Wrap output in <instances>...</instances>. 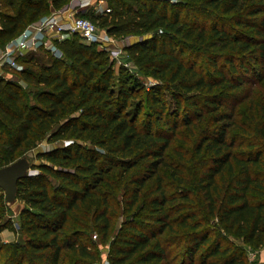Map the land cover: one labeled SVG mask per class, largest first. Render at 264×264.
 <instances>
[{"label":"trees","instance_id":"1","mask_svg":"<svg viewBox=\"0 0 264 264\" xmlns=\"http://www.w3.org/2000/svg\"><path fill=\"white\" fill-rule=\"evenodd\" d=\"M71 1L0 0V47ZM106 1L101 14L80 15L116 37L162 28L160 37L124 50L168 85L148 91L121 67L115 84L105 53L77 33L55 41L60 56L40 47L17 58L16 75L0 77V167L43 141H76L32 154L37 172L18 182L16 195L26 237L0 239V264H96L100 257L85 240L93 231L100 242L111 238L110 264H247L243 249L224 241L233 236L251 249L264 245V83L254 92L258 138L248 136L247 150L232 151L218 122L232 109L252 44L264 65V0ZM200 56L205 67L196 65ZM206 114L213 123L196 145L201 168L194 187L169 192L158 174L169 134ZM172 173L180 183L176 168ZM116 202L125 217L117 233ZM8 209L0 189V218ZM4 229L13 223L0 221Z\"/></svg>","mask_w":264,"mask_h":264},{"label":"rangeland","instance_id":"2","mask_svg":"<svg viewBox=\"0 0 264 264\" xmlns=\"http://www.w3.org/2000/svg\"><path fill=\"white\" fill-rule=\"evenodd\" d=\"M167 1L169 4L176 3L178 0H164ZM70 4V3H69ZM67 4V8L69 7ZM107 6L106 0H96L93 1L92 6L88 7L84 12L88 15L93 14H101L103 9ZM80 12H78L79 14ZM77 14V13H76ZM200 20L206 21L205 17H200ZM228 26V24L226 25ZM97 27L98 34L102 37L108 34L106 30L101 27ZM164 33L162 28H156V30L145 33L141 36H112L115 40L113 43L104 44L103 42L95 43V48L97 50H101L105 53L106 57L108 58V63L111 65L114 75H115V84L116 80L120 77L119 69L120 67L123 68V76L125 74L132 75L136 77L144 86L146 90H151L150 88L154 85H162L167 86V82L164 80H160L157 77H154L147 69H141L139 65H134L133 62L129 59L127 53L124 50V47L129 44H133L135 42H139L141 40H146L152 35H160ZM252 38H254V34L250 31H246ZM73 34L76 33H67L62 35L61 38L64 37H72ZM76 36L79 37L77 34ZM248 51H252L251 54H254V57L249 59V54H245L244 58L241 60L243 64L247 65V70L245 72L239 71L240 75L244 78L243 82L239 85L238 89L232 94L233 98L232 101V109H225L224 113H226L227 118L225 120H221L218 123H222L226 128V139L231 143L232 151H245L246 143L249 135H253L254 139L258 138L256 133V124L254 121V117L257 115V107L255 106V101L259 98L254 95V92L258 90V85H262L264 83V77L261 78L262 73L264 72V65H260L256 59H258L259 50L255 45H251ZM224 53V52H223ZM187 60V59H186ZM220 66L223 67V71L227 76L232 75L230 71H228L227 66L224 65L222 59L218 60ZM123 63H128V66H124ZM239 60L235 59L234 64L237 66ZM21 66V64L19 63ZM196 65H202L205 67L206 61L203 56H200L196 60ZM2 73L6 76H13L16 75L14 70L3 68ZM218 91L214 92L217 93ZM228 95H230V90H226ZM244 95H247L248 99L242 98ZM252 98L253 101L250 99ZM230 100V99H228ZM29 101L32 102V98L29 96ZM230 101H228L229 103ZM252 103V104H251ZM249 106L251 108H249ZM229 110V111H228ZM221 111V110H218ZM252 117V119L250 118ZM206 120V121H205ZM180 123V120L177 122ZM211 123H213V117L211 114H206V117L203 122H198L196 119L191 122V125L184 126L179 125L173 134H169V147L166 148L163 152V164L158 168V174L161 175L165 184L169 187V192L172 191H182V190H192L194 184L197 179V175L201 168L200 161L201 158L196 156V145L199 142L201 136L210 131L212 128ZM74 138L66 137L64 139L54 141L51 143H46L43 141L40 143L35 149L31 152L32 154L39 151H44L51 149L56 146L66 145L71 143ZM34 163H39L40 161L33 158ZM173 168H176L177 173H175V177H178L180 183L177 184L175 178L172 173ZM31 173H36V170L31 169ZM133 173L131 172L130 175ZM127 177V178H128ZM126 178V179H127ZM154 181H150L145 188L143 189V198L144 194H146L147 189L153 185ZM54 183L53 181L51 182ZM222 184V188H223ZM195 192V191H194ZM119 206V210L113 212L111 215V220L113 224V229L115 232L121 229L122 221L124 220V216L122 214L123 208L120 202L115 203ZM23 203L17 199L16 202L9 207L8 210L4 211L0 221L4 222L6 220H10L13 223V230L12 229H4L0 232V239L2 242L6 243V235H9L11 232L14 238L21 243L25 240V233L20 230V211L23 207ZM122 210V211H121ZM211 230H215V226L210 221L207 224ZM93 235H96L95 232H91L85 238L86 242L89 243L88 245L90 248L99 255L100 260L103 257H108L109 253V246L111 238L108 239L106 242L99 241V235L96 238H93ZM15 241V240H13ZM10 241V242H13ZM229 245H237L243 249V253L247 264H264V245L261 246L259 249H251L248 245H246L241 238L227 236L225 241Z\"/></svg>","mask_w":264,"mask_h":264},{"label":"built area","instance_id":"3","mask_svg":"<svg viewBox=\"0 0 264 264\" xmlns=\"http://www.w3.org/2000/svg\"><path fill=\"white\" fill-rule=\"evenodd\" d=\"M74 8L57 10L28 24L17 36L0 47V77H5L3 68L20 70L17 58L29 51L43 48L53 55L60 56L55 41L60 40L67 33L79 34L85 43L110 44L114 38L110 35L101 36L97 27L89 18L81 16L96 0H77ZM102 1V0H100ZM104 11V9H103ZM78 12H80L78 14ZM77 13V14H76ZM128 66V63H123ZM96 238V235H93ZM96 264H110L108 257H103Z\"/></svg>","mask_w":264,"mask_h":264},{"label":"water","instance_id":"4","mask_svg":"<svg viewBox=\"0 0 264 264\" xmlns=\"http://www.w3.org/2000/svg\"><path fill=\"white\" fill-rule=\"evenodd\" d=\"M77 2V0H72L69 7L74 8ZM64 9H67V6L62 10ZM31 157L32 154H28L0 167V189L4 193L5 204L9 207L16 202L18 182L32 174L30 172Z\"/></svg>","mask_w":264,"mask_h":264},{"label":"crops","instance_id":"5","mask_svg":"<svg viewBox=\"0 0 264 264\" xmlns=\"http://www.w3.org/2000/svg\"><path fill=\"white\" fill-rule=\"evenodd\" d=\"M5 231V230H4ZM3 232V231H2ZM6 242H10V241H13V240H15L16 241V239L14 238V236H13V234L10 232L9 233V235H6Z\"/></svg>","mask_w":264,"mask_h":264}]
</instances>
